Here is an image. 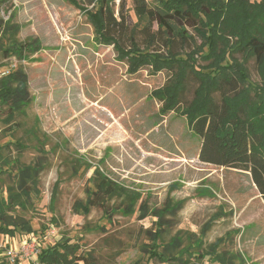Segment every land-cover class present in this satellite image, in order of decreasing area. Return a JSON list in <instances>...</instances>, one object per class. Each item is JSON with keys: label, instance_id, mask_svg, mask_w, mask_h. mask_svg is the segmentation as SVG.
<instances>
[{"label": "rangeland", "instance_id": "rangeland-1", "mask_svg": "<svg viewBox=\"0 0 264 264\" xmlns=\"http://www.w3.org/2000/svg\"><path fill=\"white\" fill-rule=\"evenodd\" d=\"M78 2L83 8L95 5L91 0ZM123 3L121 43L131 48L135 40L143 51L165 54L159 36L156 42L148 41L143 29L149 23L136 16L134 0H113L116 15L120 17ZM157 29L154 23L149 31ZM188 30L194 46L190 40L178 41L174 51L181 56L202 43L193 29ZM1 35L0 76L23 68L31 103L27 114L16 118L23 127L10 131L0 124V145L25 144L21 161L26 164L41 156L39 143L48 152L40 194L22 213L42 248L67 240L78 255L90 252L98 264H135L138 259L165 264L139 249L150 242L142 228L155 230L157 218L141 219L138 209L144 201L151 209H160L169 199L183 205L163 221L167 239L179 230L203 237L205 246L223 238L221 248L239 253L240 264H264V200L256 185L248 172L202 162L201 139L180 112L193 99L196 81L188 82L180 109L163 114V103L152 92L169 80L171 72H153L146 65L130 73L127 60L118 56L114 45L95 40L87 15L69 0H2ZM15 40L35 42L40 49L4 57L2 50ZM232 57L245 67V86H262L254 58L235 51L226 63ZM31 126L37 127L41 142L27 132ZM94 168L140 196L135 213L124 211L123 200L117 197L104 209L77 211L76 203L94 189ZM32 233L0 235V259L15 248L14 258L7 255L11 262L40 264L20 251L21 239Z\"/></svg>", "mask_w": 264, "mask_h": 264}, {"label": "trees", "instance_id": "trees-1", "mask_svg": "<svg viewBox=\"0 0 264 264\" xmlns=\"http://www.w3.org/2000/svg\"><path fill=\"white\" fill-rule=\"evenodd\" d=\"M69 1L85 12L94 27L95 40L114 45L118 56L127 60L130 73L146 65L151 66L153 72L163 69L171 72L169 80L152 92L153 97L162 101L163 114L180 109V99L188 82H197L193 99L180 112L201 139L199 159L248 172L264 200V0H154V5L147 0H134L136 16L149 23L143 29L148 33V41L156 42L159 36L167 50L165 54L143 51L135 40L131 41V48L121 43L126 21L124 3L118 17L113 0H91L95 3L92 9L83 8L78 0ZM154 23L158 29L151 33L149 29ZM7 25L13 27L10 22ZM189 28L202 43L181 56L174 51L178 41L185 44L190 40L194 46ZM229 37L233 38V43ZM39 49L35 42L15 40L2 52L8 58ZM235 51L255 59L262 86H245L248 83L245 67L233 57L226 63ZM30 103L28 76L23 68L0 76V124L11 127L10 131L16 126L23 127L16 118L27 114ZM27 132L40 141L36 126H31ZM39 147L41 156L26 164L21 161V153L27 148L25 144L8 141L0 145V235L36 232L22 213L40 194V175L47 166L48 152L42 142ZM14 151L17 153L13 154ZM92 178L94 189L88 191L84 201L76 203L77 211L89 214L94 207L104 209L117 197L123 200L124 211L135 213L140 196L99 168H94ZM182 205L168 199L162 208L151 209L147 201L140 203L141 219L150 215L157 218L155 230L142 228V235L150 242L141 243L140 251L149 254V259L165 264H205L208 261L240 264L239 253L221 248L223 238L205 246L203 237L179 230L167 239L163 221L167 215L176 214ZM207 227L209 223L205 229ZM205 234L203 230L202 235ZM60 241L41 249L40 264H98L90 252L78 255L71 243ZM8 258L5 255L0 264H19ZM135 264L144 263L138 259Z\"/></svg>", "mask_w": 264, "mask_h": 264}, {"label": "built area", "instance_id": "built-area-1", "mask_svg": "<svg viewBox=\"0 0 264 264\" xmlns=\"http://www.w3.org/2000/svg\"><path fill=\"white\" fill-rule=\"evenodd\" d=\"M20 242H21L20 251L23 253V256H25L31 261L38 262V254L41 252L42 246L41 243L38 241V239L35 237L34 233H32L27 237H23ZM14 251L18 252V250H16L15 248H12V250L10 248L4 253L14 258L17 255L16 253H14ZM205 264H216V263L208 261Z\"/></svg>", "mask_w": 264, "mask_h": 264}]
</instances>
